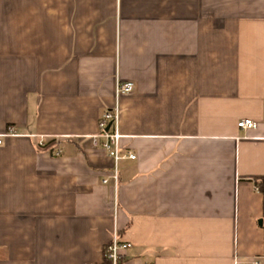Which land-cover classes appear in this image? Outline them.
Segmentation results:
<instances>
[{
  "label": "crops",
  "instance_id": "0c3cea01",
  "mask_svg": "<svg viewBox=\"0 0 264 264\" xmlns=\"http://www.w3.org/2000/svg\"><path fill=\"white\" fill-rule=\"evenodd\" d=\"M7 131L0 264H96L114 232L121 264H264V0H0Z\"/></svg>",
  "mask_w": 264,
  "mask_h": 264
},
{
  "label": "built area",
  "instance_id": "2783aa9c",
  "mask_svg": "<svg viewBox=\"0 0 264 264\" xmlns=\"http://www.w3.org/2000/svg\"><path fill=\"white\" fill-rule=\"evenodd\" d=\"M134 83L130 81L116 82L115 84V99L117 100L121 95L132 91ZM118 105L117 102L114 106L105 109L98 120L97 133L90 136L91 144L95 147H100L112 158L113 167L108 178L102 180L103 183L111 179L114 187H117L119 172L118 163L121 159H135L136 155L132 152H122L120 148L121 134L117 130L118 124ZM240 129H253L256 127V122L250 118H242L237 122ZM11 134V131L0 133V143L2 137ZM59 154V151L56 152ZM132 246L131 242L118 237L117 233H113L110 241L102 248V258L96 264H121L123 255L127 249ZM257 259H253L251 264H258ZM154 264V263H145Z\"/></svg>",
  "mask_w": 264,
  "mask_h": 264
},
{
  "label": "trees",
  "instance_id": "16d2710c",
  "mask_svg": "<svg viewBox=\"0 0 264 264\" xmlns=\"http://www.w3.org/2000/svg\"><path fill=\"white\" fill-rule=\"evenodd\" d=\"M50 143H47L49 145ZM258 191L262 194V215H261V228L263 230V248H264V177L254 179Z\"/></svg>",
  "mask_w": 264,
  "mask_h": 264
},
{
  "label": "water",
  "instance_id": "95a60500",
  "mask_svg": "<svg viewBox=\"0 0 264 264\" xmlns=\"http://www.w3.org/2000/svg\"><path fill=\"white\" fill-rule=\"evenodd\" d=\"M258 223L261 225V219H259Z\"/></svg>",
  "mask_w": 264,
  "mask_h": 264
}]
</instances>
